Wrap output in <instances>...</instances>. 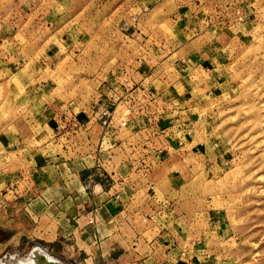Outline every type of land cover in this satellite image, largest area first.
Returning a JSON list of instances; mask_svg holds the SVG:
<instances>
[{
  "label": "rangeland",
  "instance_id": "rangeland-1",
  "mask_svg": "<svg viewBox=\"0 0 264 264\" xmlns=\"http://www.w3.org/2000/svg\"><path fill=\"white\" fill-rule=\"evenodd\" d=\"M37 1L42 0H0V20H10V16L16 15L14 28H19L21 34L15 37L6 32L5 37L0 38V206L3 208L0 210V264H23L26 259L37 264L30 257L34 248V256L39 251L52 262L56 261L50 255L57 258L59 252L67 251L65 243L56 241L45 245L35 235L27 233L33 222L21 209L23 199H13L8 190L17 188L18 193H22L36 184L26 173L20 174L27 170L26 158L31 161L34 157L27 151L19 152L27 143H49L45 153L55 155L57 152L54 143L59 135L54 128L58 122L56 117L47 122L42 117L45 111L52 116L61 108L74 112L94 109L91 94L95 86L84 79L74 82L73 75L79 73L74 62L79 59L68 52L77 51L80 44L82 48L90 47L95 51L100 46L98 36L108 32L112 34L114 49L121 44L132 48L136 41L146 43L151 51V57L145 58L150 59L147 65H155L160 79L173 81V85L166 87L158 85L161 93L153 88L163 97L162 101L139 115L143 116L144 125L150 119L149 124L159 134V142H187L186 147L174 151L163 149L159 153L156 150L157 164L170 157L162 165L163 170L177 176L173 182L174 177L170 175L176 196L188 197V202L181 203L180 207L186 210L192 227L196 225L194 242L201 245L197 249L206 252L204 258L202 255L198 258L199 263L264 264V0H96V5L80 7L79 23L74 25L68 20L64 28L58 23V30L56 25L60 18L56 17L61 10L75 11L78 3L87 1L43 0L42 7ZM237 10L242 14L240 21ZM41 14L50 21L49 37L43 45L32 47L42 49L39 53L36 50L34 60L41 61V55L45 57L49 50L52 56L48 60L54 66L30 72L27 66L14 69L26 60L32 49L27 43L29 39L22 36L26 31L25 20ZM8 25L7 21L5 28L8 29ZM226 30L231 34L240 30L249 39L248 43L238 45L223 40ZM192 40L197 48L209 43V53L214 57L217 47L220 51L227 47L224 55V62L229 65L225 72L226 85H217L221 75L216 66L204 62L209 68L196 70L199 64L205 67L201 57L194 63L189 51L179 50L184 41ZM197 55L200 56V52ZM98 56L96 53L85 61L99 62ZM180 59L186 66L181 65V70L176 69ZM63 63L69 64V69H62ZM219 63L222 67L223 63ZM134 71H128L126 76L131 77ZM81 73L86 76L92 71L87 68ZM114 77L118 81L114 87L119 92L120 78ZM146 88L152 91L150 86ZM78 92L82 101L61 100ZM41 96L45 103L39 100ZM120 110L119 105L117 111ZM63 122L73 127L72 119ZM42 123H46L48 132L41 129ZM125 132L128 131L116 132L117 143L126 141ZM103 135L102 132L101 137ZM88 145L83 144L76 150L68 147L65 156L73 153L87 156L96 148V145ZM16 148L18 153H15ZM119 153L124 154V151L119 150ZM205 209L214 212L207 223L198 215ZM195 212L198 213L195 215Z\"/></svg>",
  "mask_w": 264,
  "mask_h": 264
},
{
  "label": "crops",
  "instance_id": "crops-1",
  "mask_svg": "<svg viewBox=\"0 0 264 264\" xmlns=\"http://www.w3.org/2000/svg\"><path fill=\"white\" fill-rule=\"evenodd\" d=\"M86 1L82 4L78 3L79 7L75 11L62 9L60 15L56 17L57 19L60 18L56 30L59 29L58 23H60V27L64 28L68 20H72V24L75 25L79 21L80 7H88L92 3L96 5L97 2L96 0ZM107 1L104 0V2ZM73 2V4H76L75 1ZM36 4L42 7L45 1L42 0ZM122 5L123 3L120 4L121 7ZM109 10L112 14L113 9L110 8ZM94 16L96 15L94 14ZM15 17L16 15L10 16V20H0V38L5 37L6 32L15 37L21 35L19 34L20 29L14 28L17 25L15 24L17 22ZM174 17L178 21L179 18L176 15ZM30 18L32 19L25 20L26 31L22 32V36L29 39L27 43L32 48L36 44L38 46L39 43L41 45L45 43V39L49 37L50 21L43 14L38 17L32 15ZM7 21L9 23L8 29L5 28ZM1 22H3L2 25ZM195 22L193 20V23ZM76 26L72 27L75 28ZM225 32L222 36L225 41L229 40L238 45H245V42L249 41L240 30L235 31V34H231L227 30ZM108 33L101 34V37L98 36L97 43H100V46H96L97 50L95 51L90 47H88L89 49L87 47L82 48L81 44L76 49L77 51H67L68 55H77L79 59V61L74 62V64L77 63L75 67L79 69V73L73 75L76 78L74 82H81V79H84L86 83L95 86L92 89L93 94H91V97L94 98L92 99L93 108H100L103 103L111 104L112 97L118 93L114 87L116 84L114 82L116 77L114 76L118 78L120 74L118 70L121 67H125L127 71L132 72V68L140 63V74L137 78L142 79L143 85L150 86L152 90L154 88L155 91L160 93L162 87L173 85V81H169L168 78L160 79L156 75L155 65H147L150 59L145 58L151 57V51L150 48H146V43L141 44L140 41H136L132 43L134 44L132 48L128 47L129 45L124 47L121 44V46H116V49H114L111 42L112 34L111 32ZM38 39L40 41H37ZM193 42V40L184 41L179 50L189 51L188 55H192L190 58H193L194 63L198 62V58L201 57V63L205 67L201 68L202 65L199 64L200 68L198 66L196 70L201 71V69H204L206 71L209 68L206 65L207 63L216 66L220 72L219 75H221V79L218 76V80L221 81H216L217 85H226L225 72L229 69V65L224 62V55H226L227 47L222 48L221 51L217 47V55L214 57L209 53V43H204L203 47L197 48ZM36 50L32 48L26 60L20 66L16 65L14 69H22L25 66H27L28 72L40 71L47 66L52 69L54 63L48 60L52 56L49 55V50L46 51L45 57L41 55V61L34 60L38 51ZM102 50H104V53ZM39 52H42V49ZM197 52H200V56L197 55ZM96 53H99V62L85 61L86 58L96 55ZM53 54L55 55V52ZM13 55L11 54V56ZM82 57L83 60H80ZM135 57L138 61L135 60ZM194 57L197 59H194ZM185 58L189 60V57ZM181 62H183V59L178 61L177 67L174 64L173 68L176 67V69L181 70V65L186 67ZM219 62L223 63L222 67ZM63 64L62 69L70 66L67 63ZM186 65L188 64L186 63ZM87 68L92 73H87L88 75L85 76L81 71ZM158 85L161 88H158ZM39 100L45 103L42 96ZM61 100L64 102L70 100L72 102L82 101V95L78 92L73 97H66ZM42 117L46 118L47 122L49 119L56 117L58 123L54 130H56L55 134L59 136L56 138L54 145L57 146V152L55 155L45 153L49 149V143H27L25 148H22L19 152L27 151L28 154L31 153L34 157L31 161L26 158L27 170L25 169L20 174L26 173L27 178H30L36 184L33 185V189L30 188V190L22 193H18L17 188L8 191L9 196L11 195L13 199H23L21 209L33 222L31 230L27 233L35 235L45 245L53 244L56 241L65 243L67 251L59 252L57 258L47 253L56 261L48 260L50 264H200L198 258L200 255L204 258L206 252L202 250L201 253V250L197 249L201 245H197L196 240L194 242L193 235H196V231L193 227L196 225L192 227V223L187 218L186 210L180 207L181 203L188 202V197L185 195L176 196V190L170 178L174 177V182L177 176L165 172L163 170L164 166L162 167L170 157H167L162 164L154 167L146 178L131 172L127 177H121V179H118L116 175L109 177L106 170H104L105 174L103 170L99 172L95 167L97 154L95 155L94 151L98 150L97 147L103 137H101V133L104 134L105 131L104 126L100 124V120H96L94 110L74 112L61 108L58 113L52 116L50 112L45 111ZM69 119H72L71 124H73V127L65 126L63 121ZM45 125L46 123H42L41 129L48 132ZM132 133L131 130L125 132L126 136L128 135L126 141L134 138ZM117 138L115 134L106 132L104 140L108 146L113 147L112 150L117 155L115 156V163L125 175V172H128L126 171V164L120 166L121 158L125 154H118L119 150L122 149L119 147L121 144L116 142ZM171 143L173 148H169L168 151H174L187 145V142L182 145L172 141ZM83 144L84 146L90 144L89 147L96 145V148L87 156H80L78 153H73L69 157L65 156L66 148L71 149L72 147V150H76ZM121 146H124L125 150L123 151H128L124 143ZM15 153H18L17 148ZM170 154L172 152H168V155ZM108 170L110 171V169ZM181 177L184 178V176ZM10 186L14 187V184L11 183ZM14 205L17 204L14 203ZM2 209L0 206V210ZM197 213L195 212V215ZM213 213H209L205 209L201 210L198 215H201L207 223L212 218L209 215L212 214L213 216ZM88 217L93 219L91 224L88 223ZM35 249L31 251V258L39 264V259L33 255Z\"/></svg>",
  "mask_w": 264,
  "mask_h": 264
},
{
  "label": "built area",
  "instance_id": "built-area-1",
  "mask_svg": "<svg viewBox=\"0 0 264 264\" xmlns=\"http://www.w3.org/2000/svg\"><path fill=\"white\" fill-rule=\"evenodd\" d=\"M237 11V17L240 21L242 20V14H239V10ZM136 65L132 68V72L135 70V73L131 77L126 76L128 71L125 67H121L118 70L120 72L117 75L120 78L119 87L121 91L112 97L111 104L107 105L103 103L100 108L92 109L94 110L96 120L102 121V118L105 117L102 121L105 133L99 142L98 150L94 151L95 155L97 154L95 157V167L99 172L106 170L109 177L116 175L118 179L127 177L130 172L136 173L143 178L148 177L150 171L159 162L156 150L160 153L163 149L168 151L169 148H173V144L169 140L164 144L158 141L159 134L149 124L150 119H144L147 123L146 125L143 124V116L139 115V113H142L148 107L158 104L162 101L163 97L156 94L155 91L146 88L142 83V79L135 80L140 74L139 68L141 67L140 63ZM114 82L117 83L118 81L114 79ZM119 105L121 106V110L117 111ZM152 120H155L154 116H152ZM122 129L131 130L134 136L133 139L120 142L121 145L124 143L128 149V151H124L125 155L121 158L120 162V166L126 164V171L128 172H125V175L121 172L122 169L115 163V156L117 155L113 152V147L108 146L104 140L106 132L116 134V132ZM144 134L146 135L143 136ZM177 143L178 145L183 144L182 141H178ZM121 149L125 150L124 146H121ZM87 220L90 224L93 222L91 217H88Z\"/></svg>",
  "mask_w": 264,
  "mask_h": 264
},
{
  "label": "bare ground",
  "instance_id": "bare-ground-1",
  "mask_svg": "<svg viewBox=\"0 0 264 264\" xmlns=\"http://www.w3.org/2000/svg\"><path fill=\"white\" fill-rule=\"evenodd\" d=\"M37 259H39L41 264H50L48 262L51 261L50 259H48L47 257H45L44 255H42L39 251L35 253ZM31 257V256H30ZM23 264H33V262L30 259H26V261Z\"/></svg>",
  "mask_w": 264,
  "mask_h": 264
}]
</instances>
